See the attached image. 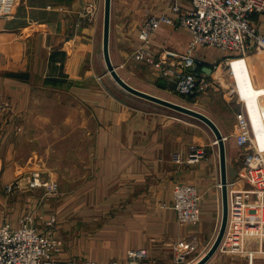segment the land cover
<instances>
[{"label": "crops", "instance_id": "1", "mask_svg": "<svg viewBox=\"0 0 264 264\" xmlns=\"http://www.w3.org/2000/svg\"><path fill=\"white\" fill-rule=\"evenodd\" d=\"M104 7L105 0H17L12 16L0 19V106L7 104L5 102L21 103L30 92L27 87L37 82L40 88L68 93L73 92L75 85H98L102 80L98 77H108L103 57ZM160 15L171 17L172 23L162 24L153 33L150 48L162 60L167 52L173 53L174 56L168 59L173 69L179 73L186 71L178 67V62L188 54L192 36L177 22L169 0H111L109 51L115 67L122 66L132 57V51L140 45L138 34L149 18ZM251 21L264 32V14L253 15ZM206 49L198 46L192 52L199 61L196 69L201 73L204 66L214 71L225 58L221 51L218 57H207L202 52ZM95 66L99 68L96 72ZM123 78L139 89L149 85L170 91L177 77L170 74L164 80L158 77ZM201 78L203 82L197 98L213 100L217 90L216 77ZM132 80L143 86L134 85ZM83 91L85 101L90 97L109 98L108 102L86 107L91 115L101 117L97 126L101 133L96 138L101 147L97 154L100 173L115 178L118 193L142 195L141 200L148 207H160L161 218L163 212L166 213L165 218L171 225L159 234L147 229L143 240L135 241L129 248H145L149 254L148 264H175L173 249L176 243L195 238L203 256L212 245L210 242L214 240L212 236L222 212L219 153L213 133L211 138L199 141L187 139L180 130L172 132L180 128L186 130L185 123L181 127L175 122L176 118L163 110L145 113L112 101L101 89L84 88ZM24 107L27 106L24 104ZM203 107L206 108L204 114L218 125L225 137L229 186L249 188L238 177L244 168V149L236 142V135L241 131L239 125L237 122L224 125L222 116L215 114L210 106ZM230 112L233 118L236 114L232 107ZM193 147H200L198 150L204 152V157L195 162L190 160ZM177 185H193L198 189L201 195L199 223L177 228L170 208L173 189ZM121 247L127 245L123 243ZM217 256L236 259V263L241 257L247 264H264L260 261L264 250L260 249L239 253L218 250L208 264L218 260Z\"/></svg>", "mask_w": 264, "mask_h": 264}, {"label": "rangeland", "instance_id": "2", "mask_svg": "<svg viewBox=\"0 0 264 264\" xmlns=\"http://www.w3.org/2000/svg\"><path fill=\"white\" fill-rule=\"evenodd\" d=\"M16 1L13 0L9 14L0 19L12 16ZM139 41L140 45L132 51V57L130 56L122 66L116 67L121 77H158L159 80L169 77L163 74V67H156V63H161L162 59L154 55L150 48L151 42L148 46L154 56V64L147 60H135L136 51L143 46V41ZM206 48L202 52L207 57H218L221 53L225 57L214 70L217 90L213 100L197 98L199 90L187 95L179 93L176 81L170 91L157 90L149 85L140 90L202 113L206 111L203 106H210L215 114L224 118V125L228 126L233 124L232 122L238 124L237 115L243 113L248 124L246 130L252 138L248 150L264 160V95L259 94L256 97L255 110L261 119L259 124L255 121L254 109L248 107L246 101L254 92L264 90V51L255 43L249 45L244 55L213 47ZM236 60H243L250 81L244 86L246 90L239 92L241 95L236 92L237 85L232 79L231 62ZM178 67H181L180 61ZM94 70L98 71V66H95ZM186 72L192 70L187 69ZM180 73L178 71V74ZM106 75L108 77L105 79L98 77L102 79L98 85H75L73 92L68 93L40 88L37 82L27 87L30 92L24 101L21 99V103L5 102L7 104L0 106V225L7 222L18 226L23 220L29 219V224L40 234L60 243L55 254V259L59 261L72 260L81 264H107L117 261L127 264V252L139 249L129 247L135 241L141 242L147 229L151 233L159 234L171 227L165 218L166 213L163 212L161 218L160 207H148V204L142 202V195L118 193L114 185L115 178L100 173L97 154L100 153L101 147H98L96 138L101 133V130L97 129L101 117L91 115L86 107L98 102H108L109 98L98 96L87 98L85 101L84 88L92 91L101 89L105 92L103 95L112 98V101L145 113L152 114L155 110H163L169 113L170 117L176 118L178 121L175 122L180 123L181 127L185 123L186 130L180 128L172 132L180 130L181 134H186L187 139L203 140L213 136L212 131L199 120L131 95L116 84L108 72ZM133 84L143 86L135 82ZM21 106L25 109L22 110ZM231 107L236 114L233 118ZM258 127L263 133L257 132ZM193 149L198 150L195 147ZM200 152L203 158V150ZM220 222L221 217L217 219L212 240L217 236ZM176 224L177 228L188 226L179 225L177 220ZM192 240H195L198 246V257L194 262L201 258L198 240L188 238L176 243L173 260L176 248L185 246ZM214 240L210 244H213ZM123 243L127 247L122 248ZM242 246V250H264V236L248 238ZM218 250L223 251L224 248L219 247ZM216 258L219 261L216 259L212 264H247L241 257L237 259V263L236 259L232 261L223 256ZM260 261H264V257Z\"/></svg>", "mask_w": 264, "mask_h": 264}, {"label": "built area", "instance_id": "3", "mask_svg": "<svg viewBox=\"0 0 264 264\" xmlns=\"http://www.w3.org/2000/svg\"><path fill=\"white\" fill-rule=\"evenodd\" d=\"M171 12L180 26L192 36L188 44V54L180 59L183 69L192 72L178 74L168 61L174 56L167 52L166 58L156 63L163 67V74L176 75V89L182 94H192L200 89L201 77L206 75L196 68L199 61L192 55L198 46L213 47L221 51L245 54L251 43H255L264 51V32L253 25L251 17L264 14V0H169ZM0 18L6 17L11 11L13 0H0ZM171 24L172 18L167 15L151 16L142 28L139 39L143 46L135 53V60L153 62V54L149 44L153 33L162 24ZM216 69V67L214 68ZM214 71L210 74L213 77ZM241 129L236 142L244 149V168L239 179L245 181L249 188H237L228 185V220L221 246L232 253L242 251V243L248 238L264 236V160L250 152L252 138L246 130L247 120L243 113L237 115ZM202 152H191L190 160L198 161ZM201 195L193 185H178L173 189L171 210L174 211L177 223L194 225L200 220ZM30 220L22 221L18 226L10 223L0 225V264H81L75 261H59L55 254L59 242L51 241L40 234L30 224ZM195 240L175 251V264H194L198 257V246ZM148 252L144 248L132 249L127 252V264H148ZM97 264V263H82ZM107 264H120L110 261Z\"/></svg>", "mask_w": 264, "mask_h": 264}, {"label": "water", "instance_id": "4", "mask_svg": "<svg viewBox=\"0 0 264 264\" xmlns=\"http://www.w3.org/2000/svg\"><path fill=\"white\" fill-rule=\"evenodd\" d=\"M110 14H111V0H105L104 7V29H103V57L106 64L107 72L111 78L118 84L123 90L131 95L138 98L147 100L154 104L163 106L165 108L171 109L178 113L195 118L205 124L213 133L215 137V143L218 146L219 153V165H220V188H221V222L217 233V236L209 248V250L194 264H207L212 257L218 251L221 242L223 240L227 220H228V176H227V156H226V143L225 137L223 136L218 125L206 114L192 109L190 107L175 103L173 101L158 97L156 95L150 94L148 92L142 91L130 85L126 82L121 75L118 73L116 67L113 65L110 51H109V39H110ZM202 72L209 76L212 73V69L208 66L202 68Z\"/></svg>", "mask_w": 264, "mask_h": 264}, {"label": "bare ground", "instance_id": "5", "mask_svg": "<svg viewBox=\"0 0 264 264\" xmlns=\"http://www.w3.org/2000/svg\"><path fill=\"white\" fill-rule=\"evenodd\" d=\"M231 66H233V73H232V79H233V82L234 84L236 83L237 87H236V90L239 92H243L245 91V87L246 84H248L250 81L248 80L247 78V69L243 63V60H236V61H233L231 62ZM214 77V74L212 75ZM258 94H262L264 95V90H260L258 92H254L251 96H249L247 98V104H248V107H252L253 110V113L256 115L254 116V118L256 119V123L259 124L260 123V116L258 115V112L255 110L256 108V97ZM239 95H241L239 93ZM257 129V132L259 134L263 133L262 129L261 128H256Z\"/></svg>", "mask_w": 264, "mask_h": 264}]
</instances>
